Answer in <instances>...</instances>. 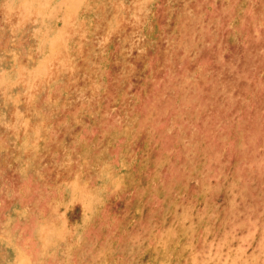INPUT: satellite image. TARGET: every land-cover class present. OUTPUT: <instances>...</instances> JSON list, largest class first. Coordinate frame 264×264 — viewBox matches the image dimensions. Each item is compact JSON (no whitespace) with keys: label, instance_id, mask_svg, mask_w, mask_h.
I'll return each instance as SVG.
<instances>
[{"label":"rangeland","instance_id":"obj_1","mask_svg":"<svg viewBox=\"0 0 264 264\" xmlns=\"http://www.w3.org/2000/svg\"><path fill=\"white\" fill-rule=\"evenodd\" d=\"M0 264H264V0H0Z\"/></svg>","mask_w":264,"mask_h":264}]
</instances>
